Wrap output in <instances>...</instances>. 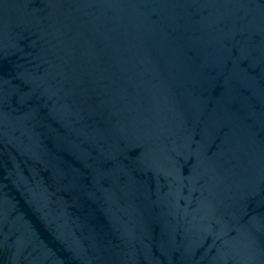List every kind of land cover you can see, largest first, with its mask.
<instances>
[{"label": "water", "instance_id": "95a60500", "mask_svg": "<svg viewBox=\"0 0 264 264\" xmlns=\"http://www.w3.org/2000/svg\"><path fill=\"white\" fill-rule=\"evenodd\" d=\"M0 264H264V0H0Z\"/></svg>", "mask_w": 264, "mask_h": 264}]
</instances>
